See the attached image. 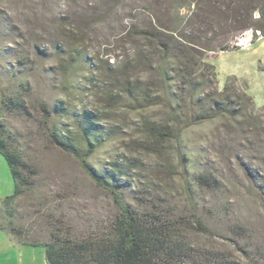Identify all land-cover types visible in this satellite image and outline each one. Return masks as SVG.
<instances>
[{
	"label": "rangeland",
	"instance_id": "1",
	"mask_svg": "<svg viewBox=\"0 0 264 264\" xmlns=\"http://www.w3.org/2000/svg\"><path fill=\"white\" fill-rule=\"evenodd\" d=\"M262 10L264 0H0V81L25 99V109L6 112L5 119L33 172V184L15 205V222L28 239L47 241L55 227L86 236L118 213L112 195L51 142L47 129L63 127L83 152V136L92 127L90 164L134 207V196L148 185L188 216L180 156L188 149L200 153L216 185L195 188L205 232H189V238L226 256L228 264H264V135L249 146L247 132L227 131L216 122L192 126L183 141L155 143L148 129L165 124L170 109L149 67L153 50L141 37L159 23L186 34L199 28L201 42L212 49L200 48L203 61L216 66L219 89L236 77L237 88L248 89L261 108L264 39L220 50L236 45L244 32L224 29L221 38V24L212 18L242 14L258 21ZM126 83L134 93L125 91ZM185 125L181 120L174 127ZM0 159L6 167L0 172L7 175V162Z\"/></svg>",
	"mask_w": 264,
	"mask_h": 264
},
{
	"label": "trees",
	"instance_id": "2",
	"mask_svg": "<svg viewBox=\"0 0 264 264\" xmlns=\"http://www.w3.org/2000/svg\"><path fill=\"white\" fill-rule=\"evenodd\" d=\"M260 12L258 21L242 14L223 18L216 13L212 19L221 24V38L225 35L224 29L228 30L227 34L232 31L240 32V35L252 29L260 31L264 39V11ZM212 22L209 20L211 26ZM199 32L198 28L191 34L181 33L160 23L157 28L149 27L141 31L142 39L153 50L150 53L149 67L164 91L162 103L170 109V117L165 124L156 125L158 127L149 128L148 131L157 144L169 137H178L183 141L184 133L192 126L223 122L227 131L247 132L248 144L252 146L264 135V105L258 108L248 89L237 88L236 77L229 76L224 87L219 89L217 68L214 64L203 61L200 50L212 49L201 42ZM219 47L223 51L240 48L232 44ZM69 76L73 77L71 74ZM135 89L126 83L127 93L132 94ZM10 90L9 82L0 81V154L7 162L14 182L13 194L0 199V225L13 242L44 247L48 264L229 263L230 259L223 254L194 243L188 236L189 232H205L195 188L216 185V178L209 168L210 163L202 162L200 153L188 149L180 156V166L185 174L188 216L173 207L169 198H162L158 190L148 185L134 196L138 200L137 207H134L127 201L122 189L108 184L90 164L89 158L94 153L95 144L89 135L96 134L92 127L87 128L83 136V141L88 146L83 152L76 149L74 139L63 127L47 129L51 142L77 158L96 185L112 195L118 213L102 229L86 236L72 237L69 233L62 232L60 227H55L47 241L28 239L27 230L15 222V205L18 198L27 193L33 184V172L24 161L5 119L6 112L25 109V99L23 93H11ZM44 110L47 119L50 118L51 111ZM181 120L186 125L179 131L175 127ZM94 137L97 138V135ZM132 162L129 163L130 167L133 165L136 168ZM192 168L197 171L190 173ZM121 172L124 176L129 175L126 170Z\"/></svg>",
	"mask_w": 264,
	"mask_h": 264
},
{
	"label": "crops",
	"instance_id": "3",
	"mask_svg": "<svg viewBox=\"0 0 264 264\" xmlns=\"http://www.w3.org/2000/svg\"><path fill=\"white\" fill-rule=\"evenodd\" d=\"M2 166L6 169L0 159V168ZM11 178L10 170L7 175L6 171L0 172V199L13 194L14 182ZM41 248L44 247L21 245L13 242L3 226L0 225V264H48L46 253Z\"/></svg>",
	"mask_w": 264,
	"mask_h": 264
},
{
	"label": "built area",
	"instance_id": "4",
	"mask_svg": "<svg viewBox=\"0 0 264 264\" xmlns=\"http://www.w3.org/2000/svg\"><path fill=\"white\" fill-rule=\"evenodd\" d=\"M255 38H261L262 39V35L260 31H254L252 29L247 30L243 33V35L238 39V41L236 42V45L241 47V46H249L253 44V40Z\"/></svg>",
	"mask_w": 264,
	"mask_h": 264
}]
</instances>
